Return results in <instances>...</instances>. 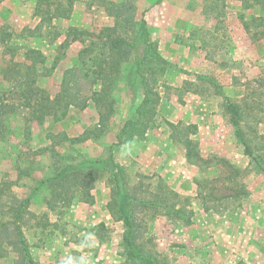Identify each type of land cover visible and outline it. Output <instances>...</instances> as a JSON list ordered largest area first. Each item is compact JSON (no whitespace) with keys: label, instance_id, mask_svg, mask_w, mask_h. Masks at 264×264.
Listing matches in <instances>:
<instances>
[{"label":"rangeland","instance_id":"1","mask_svg":"<svg viewBox=\"0 0 264 264\" xmlns=\"http://www.w3.org/2000/svg\"><path fill=\"white\" fill-rule=\"evenodd\" d=\"M109 1L123 0H71L70 6L66 0H9L12 9L0 10V29L14 32V58L24 61L27 46L45 55L32 73L35 83L23 86L51 96L49 110L37 121L32 101L26 104L11 80V54L0 41L2 208L11 194L29 196L36 181L53 172L57 157L104 155L125 120L136 116L142 88L132 82V91L125 84L130 62L121 64L105 88L91 65L106 48L101 29L113 24L105 14ZM131 2L137 13L152 2L144 13L147 28L171 63L154 84L158 102L150 128L131 126L120 135L128 142L113 147L115 161L126 170L123 206L132 196L163 205L133 206L136 243L156 264H264V175L237 142L226 107L228 101L239 105L244 137L264 162V0ZM70 65L82 75L74 84L81 90L76 105L66 103L71 98L61 84ZM90 93L97 100L81 108ZM90 193V202L77 196L55 208L46 203L47 186L32 193L23 231L37 264L69 258L78 264L81 257L89 264H126L123 222L106 206L107 178L99 177ZM1 236L0 248H8ZM13 258L7 252L0 264H14Z\"/></svg>","mask_w":264,"mask_h":264},{"label":"trees","instance_id":"2","mask_svg":"<svg viewBox=\"0 0 264 264\" xmlns=\"http://www.w3.org/2000/svg\"><path fill=\"white\" fill-rule=\"evenodd\" d=\"M66 1L69 6L72 4L71 0ZM105 14L113 18V24L102 28L100 31L101 36L105 38L103 44H105L106 48L99 49L91 58L93 63L91 65L95 66L93 73L95 76L98 75L96 78L103 80L101 81V87L105 88L104 84H107V81L114 80V76L118 73L121 64L130 62L129 69L124 77L125 84L132 91V82H138L142 88V98L136 108V116L125 120L117 135L116 143L108 145L104 155H100L95 159L81 155L71 159L57 157L56 163L53 165V172L36 181L32 188V193L44 185L47 186L49 188V197L46 199V203L51 208L68 206L77 196H80L81 200L85 202H90L92 198L90 191L94 187L95 181L99 177L105 176L110 184L111 191V199L106 206L112 218L122 220L124 225L121 241L124 263L156 264L150 253L140 243L135 241L137 229L135 227L136 218L133 216V206L158 208L163 205L160 202L132 196L127 200V209L123 206L121 196L125 193L127 194L125 186L126 170L124 166L115 161L113 147L115 144L128 142L125 139L122 140L120 135L125 133L131 126L140 125L143 130L150 128L153 122L152 114L158 102V93L154 90V84L159 82L160 77L168 70L171 63L160 54L157 42L151 39L144 12L138 17L136 5L131 0L107 2ZM13 35L14 32H6L0 29V41L6 44L7 51L11 54L9 59L10 63H12L10 69H13L11 80L14 81V86L20 89L19 93L27 96L25 99L27 101L26 104L30 105L32 101V113H37L35 119L42 122L41 116L49 110L51 96L45 89H27L26 86L35 83L32 73L36 69H40L36 65L37 62L44 64L45 55L38 49L27 46L23 56L24 61H21V58L15 59L14 57L18 54L14 48L15 44H9V37ZM79 57L81 58V55ZM23 68L25 69L24 71L21 70ZM76 69L78 68L72 65L68 66L64 71L61 82L64 92L71 98L66 103L71 105H76L75 100L81 94V90L74 86L82 77ZM107 69H112L113 71H107ZM3 78L5 79V76ZM69 85L73 87V90L68 87ZM218 92L222 94L220 89ZM93 98L96 99L92 93L85 96L80 103L81 108L86 106L87 100ZM226 107L230 113V123L237 142L242 146L245 155L249 157L253 169L264 175V162L259 156L254 154L253 148L246 141L244 131L240 126L239 117L241 110L239 105L228 101ZM62 137L64 136L62 135ZM75 139L79 140V138H70L69 140L75 141ZM76 191L78 192L77 194H75ZM32 193L22 198L11 194L7 208H2V205H0L2 214L0 235H3L1 237L5 240L8 247L5 249L0 248V256H4L7 252L13 253L14 264H37L30 252L23 231L24 216L29 212L28 206ZM166 208L169 207L166 206ZM174 212L177 214V211Z\"/></svg>","mask_w":264,"mask_h":264},{"label":"crops","instance_id":"3","mask_svg":"<svg viewBox=\"0 0 264 264\" xmlns=\"http://www.w3.org/2000/svg\"><path fill=\"white\" fill-rule=\"evenodd\" d=\"M7 1H9V0H0V10H3L4 8H6V9H12V7H11V5H9L8 3H7ZM153 2V1H152ZM151 2V3H152ZM151 3L148 5V6H146V5H144L143 7H141L142 8V11H139L138 12V14H140L141 12H144L145 13V11H147V7H149L150 5H151ZM186 3H184L183 5H185ZM183 5H180V8H183ZM17 6H19V5H17ZM16 6V7H17ZM18 10V9H17ZM91 110V109H90ZM70 112H74L73 110L72 111H70ZM86 112H88V111H86ZM88 119V118H87ZM73 134V133H72Z\"/></svg>","mask_w":264,"mask_h":264},{"label":"clouds","instance_id":"4","mask_svg":"<svg viewBox=\"0 0 264 264\" xmlns=\"http://www.w3.org/2000/svg\"><path fill=\"white\" fill-rule=\"evenodd\" d=\"M63 264H72L71 258H69V260L63 262ZM78 264H89V262L85 257H81L78 261Z\"/></svg>","mask_w":264,"mask_h":264}]
</instances>
